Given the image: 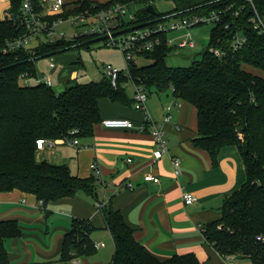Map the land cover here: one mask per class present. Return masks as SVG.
<instances>
[{"label": "trees", "instance_id": "trees-1", "mask_svg": "<svg viewBox=\"0 0 264 264\" xmlns=\"http://www.w3.org/2000/svg\"><path fill=\"white\" fill-rule=\"evenodd\" d=\"M33 1L34 7L41 9V0ZM150 1L78 0L69 5L80 11L79 4L83 10L94 5L109 7L117 2L128 6L141 4L143 8L135 14V22L146 23L166 15L155 12L153 5L149 12ZM235 1L240 5L246 0ZM211 2L187 4L175 12L189 10L187 15L205 14L217 9ZM253 3L258 13L264 15V0H253ZM10 4V12L17 18L22 0H10ZM73 12L70 10L66 16ZM253 12L250 4L238 17L237 22L247 36L246 45L238 52L227 53L220 59L207 50L203 60L191 67H171L168 57L173 47L163 36L159 47L140 55L152 63L143 67L132 63L129 71L131 80L146 92L163 93L172 89L176 98L196 107L198 136L193 144L210 155L213 165H217L224 147L237 146L244 162L246 181L225 200L221 218L204 225L203 234L206 242L225 259L264 264V241L256 239L259 235L264 237V77L248 69L264 71V35L247 22ZM24 33L25 28L19 23L0 20V192L19 190L32 194L45 209L80 193L97 205H104L100 212L114 244L110 264H202L193 253L174 255L167 260L157 258L136 240L134 230L122 213L99 197L98 190L103 185L99 177L81 179L67 165L38 160V139L68 141L93 136L94 127L102 123L101 99L108 98L125 106H134L135 100L127 94L125 85L130 79L123 73L117 89L108 78L89 84L70 81L60 93L40 84L23 86L21 76H35L38 60L70 50L90 49L93 43L100 42L90 38H81L78 42L59 40L41 43L33 49L3 52L7 41ZM234 33L235 30H227L224 25L214 26L209 48H228ZM78 43L81 44L76 45ZM94 230L89 220L73 219L64 237L61 261L95 255L97 249L91 237ZM21 236L22 229L16 220L0 219V264H12L6 240Z\"/></svg>", "mask_w": 264, "mask_h": 264}, {"label": "crops", "instance_id": "crops-1", "mask_svg": "<svg viewBox=\"0 0 264 264\" xmlns=\"http://www.w3.org/2000/svg\"><path fill=\"white\" fill-rule=\"evenodd\" d=\"M182 36L174 40L179 41ZM154 94L156 97H149L146 102V113L108 98L99 102L102 121L125 118L138 127L145 124L144 131L108 129L100 123L94 127L93 136L78 139V147L57 140L53 149L49 148L52 150L37 151L38 160L67 165L81 179L99 177L103 184L99 197L103 191L104 202L122 213L136 240L161 260L193 253L202 264H252L249 260L221 257L206 242L202 231L205 224L221 218L225 200L246 181L239 149L224 147L217 165H213L210 155L193 144L198 136L196 107L176 98L172 89ZM169 105L173 109L167 122ZM146 114L162 127L169 145V153L158 161L154 160L152 124L144 123ZM176 159L181 162L178 176L173 164ZM93 163L99 173L92 169ZM149 174L159 182H147L145 177ZM185 193H193L197 201L186 205ZM75 218L89 220L95 228L93 241L104 243L94 237L100 232L109 233L100 209L83 193L45 209L32 194L19 190L0 192V219H14L22 229L21 237L5 243L12 264H80V258L77 263L60 259L64 237ZM110 237L113 242L111 234ZM101 256L104 254L100 248L83 262L98 260L96 264H104Z\"/></svg>", "mask_w": 264, "mask_h": 264}, {"label": "built area", "instance_id": "built-area-1", "mask_svg": "<svg viewBox=\"0 0 264 264\" xmlns=\"http://www.w3.org/2000/svg\"><path fill=\"white\" fill-rule=\"evenodd\" d=\"M3 1V0H2ZM83 1V0H82ZM230 1V2H229ZM10 2V0H9ZM156 0H152L148 3L149 6L154 5ZM210 4H216L218 7L216 10L210 11L205 14H190L187 15L189 10L175 12L160 16L153 21L146 23H136L137 16L133 14L129 20H126V14L129 9L128 5L117 2L109 7H101L94 5L92 8L83 10L81 4L79 7H71L65 0H41V9L34 7L33 0H22V6L20 8V14L16 16L12 15L11 12L6 13L5 19L13 23H19L25 28V33L18 38L9 40L4 46L3 52L10 53L19 49H25L35 38L45 36L47 40L45 43H53L59 40H66L70 42H78L81 38H90V40L97 39L102 41L105 46L111 48H117L122 52V55L126 62L125 71L120 70L111 64L103 66L104 74L109 79L112 87L117 89L119 86V79L121 74L130 79V83L133 84L134 92V107L137 110L145 111L146 113V102L148 96L146 91L136 85L130 78V65L136 64L135 58L145 53L153 51L155 48L162 44L163 36H166L171 46H175L177 40L170 39L168 33L172 31L189 30L202 24H213V26H223L225 29H233L235 33L228 48L223 47H210L209 53L222 59L227 56V53H235L240 51L247 43V36L241 24H238V17L242 12L247 10L248 5L253 7V15L247 19V22L252 25L253 29L260 35H264V15L258 13L253 3V0H246L245 3L236 5L235 0H212ZM74 9V10H73ZM70 10L75 11L71 14H66ZM66 23L72 24L77 28H83V31H75L69 38L66 37L65 33H56V27L65 25ZM181 39V40H180ZM178 41L179 48H185L187 46L195 48L197 43L191 38L190 33L182 36ZM43 43V42H41ZM78 43L76 45H80ZM50 73H54L56 65L54 62L49 64ZM31 80H34L36 84L45 85L53 88V83L46 73H38L35 76L29 74H23L21 76V83H25V86H30ZM173 109V105H169L167 110L166 121H170V113ZM152 124V137L154 140V160L158 161L169 153V145L164 137V131L162 127L154 124L151 117L146 114L145 122ZM102 125L108 129H139L144 131L145 124L139 127L129 119L116 118L106 119L102 121ZM64 144L78 147V138L72 140H58ZM56 144L54 140L38 139L36 146L38 150L46 148H53ZM131 162V160H128ZM175 175L180 174L181 162L176 159L173 162ZM92 169L96 172L99 169L95 163L92 164ZM145 180L147 182H159V179L152 174L146 175ZM197 201L196 196L193 193H185L183 195V202L186 205H191ZM101 209L104 205H97ZM204 232V228L202 227ZM257 241H264V237L257 236ZM104 243H95V248L98 250L104 247ZM75 263H77L75 261Z\"/></svg>", "mask_w": 264, "mask_h": 264}, {"label": "rangeland", "instance_id": "rangeland-1", "mask_svg": "<svg viewBox=\"0 0 264 264\" xmlns=\"http://www.w3.org/2000/svg\"><path fill=\"white\" fill-rule=\"evenodd\" d=\"M51 1V0H50ZM66 3H76L78 0H65ZM92 1V0H91ZM94 1V0H93ZM98 3L108 2L109 0H95ZM208 0H156L154 3L155 12L160 14H169L171 12H175L177 8H183L187 4H197L204 3ZM143 5L141 4H132L129 6V9L126 14V20H129L133 14H137ZM11 10V4L9 0H0V20H4L6 17V13ZM214 28L213 24H202L191 28L189 30H181V31H172L168 33V37L170 39H174L180 35H186L190 33L191 38L197 43L195 48H191L189 46L185 48H179L178 41L175 42V46L171 54L168 57V64L171 67H191L195 62H200L203 60L204 54L207 52L211 40V31ZM56 33H65L66 37L69 38L75 31H83V28H77L72 24L66 23L65 25H61L56 27ZM47 38L45 36H41L39 38H35L29 44H27V48L33 49L41 45V42L45 43ZM181 40V39H180ZM54 62L56 65V71L54 73H50L49 64ZM135 62L138 67L148 66L152 63V61L148 60L145 57L137 56L135 58ZM38 64V66H37ZM111 64L115 67H118L120 70L125 71L126 62L122 55V52L117 48H111L104 45L102 41L93 43L90 49H75L66 51L62 54H58L52 57H45L36 63L37 69L41 73H46L50 77L53 88L55 92L60 93L64 91L69 84L70 81H77L80 84H89L91 82H101L106 78L104 74L103 66ZM248 69L252 70L254 73L259 74L264 77V71L256 70L253 68ZM28 84L35 85L36 82L31 80ZM25 86V83H23ZM125 89L129 96H134V86L132 83H128L125 85ZM147 93L148 98L156 97L154 93L155 90H152L151 93ZM153 94L155 96H153ZM49 149V148H48ZM53 149V148H52ZM49 149V150H52ZM41 161V160H39ZM52 162V161H49ZM103 192V191H102ZM101 192V198H103V193ZM91 199V198H90ZM94 237L97 240H102L106 248H101V252H103L104 256H101V261L104 264H110L113 258V249L114 244L111 240L110 233L105 232L100 234H95ZM100 250V249H99ZM88 257L80 258V264H84V259ZM76 261V260H75ZM74 261V262H75ZM91 264L95 263L94 260H89ZM77 262V261H76ZM99 261L96 260V263ZM95 263V264H96ZM79 264V263H78ZM87 264H90L87 262Z\"/></svg>", "mask_w": 264, "mask_h": 264}, {"label": "water", "instance_id": "water-1", "mask_svg": "<svg viewBox=\"0 0 264 264\" xmlns=\"http://www.w3.org/2000/svg\"><path fill=\"white\" fill-rule=\"evenodd\" d=\"M152 10H153V7L150 6V7L148 8V11L151 12ZM96 196L98 197V195H96Z\"/></svg>", "mask_w": 264, "mask_h": 264}]
</instances>
